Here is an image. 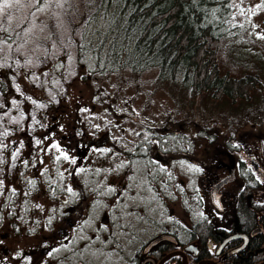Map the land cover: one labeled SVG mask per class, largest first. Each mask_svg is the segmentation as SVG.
Listing matches in <instances>:
<instances>
[{
    "label": "rangeland",
    "instance_id": "374dc122",
    "mask_svg": "<svg viewBox=\"0 0 264 264\" xmlns=\"http://www.w3.org/2000/svg\"><path fill=\"white\" fill-rule=\"evenodd\" d=\"M5 3L10 7H3ZM86 3L87 0H0V82L4 74L7 80L3 82L10 84L5 97L11 99L0 115V127L8 131L1 129L3 140L10 143L4 146L6 152L0 160V213L10 205L21 213L28 212L30 208L18 201L41 191H71L70 187L77 185L76 175H71L74 171L65 165L61 153L70 154L77 143L97 152L102 145L111 148L113 144L124 158L126 143L122 137H129L138 143L137 154L145 153L147 163L157 174L154 192L163 191V199L167 195L169 204V209H164L161 198L154 195L152 199L148 183L143 180L146 167L142 171L134 161L138 172L134 180L138 184H133L132 197H123L121 192L120 215L128 216L126 207L135 204L142 213H152L154 207L148 227L146 216H136L141 238L135 244L158 235L160 227L192 228L201 219V212L215 220L217 216L228 219L232 214L226 211L218 215L213 212L205 186L212 181L213 171L218 172L215 167L220 161L235 160V151L243 148L242 143L253 146L257 137L264 141V84L262 93L252 100L231 105L207 95L191 98L178 84L160 80L155 69L138 75L120 71L92 76L77 61L73 43L77 35L71 32ZM235 8L251 21L252 31L264 37V1L237 0ZM252 48L251 55L241 62H252L264 53L259 45ZM247 51L239 46L235 56L241 58ZM263 74L264 71V83ZM57 144L59 151L52 147ZM160 158L170 162L163 163ZM87 163L113 165L111 156L98 158L94 150L89 151ZM66 174L71 176L66 178ZM93 178L81 183L98 189L101 179ZM25 189L28 194L16 191ZM33 200L43 214L56 207L45 196ZM106 202L110 203L109 197ZM18 227L10 222L0 224V244L14 242L2 239L24 238ZM107 227L99 219L87 220L88 233L109 245L114 241L109 238L114 236L115 226ZM26 243L21 241L22 246ZM133 245L130 248L126 243L123 247V260L105 248H91L87 255L95 254L92 260H98V264H126V259L135 255ZM79 257L72 263L81 264L77 262Z\"/></svg>",
    "mask_w": 264,
    "mask_h": 264
},
{
    "label": "trees",
    "instance_id": "16d2710c",
    "mask_svg": "<svg viewBox=\"0 0 264 264\" xmlns=\"http://www.w3.org/2000/svg\"><path fill=\"white\" fill-rule=\"evenodd\" d=\"M236 1L87 0L81 18L71 26V32L77 35L73 39L77 61L92 76L120 71L138 75L155 69L160 80L178 84L191 98L207 95L233 105L247 102L263 91L264 53L252 62L241 60H247L250 50L254 51L252 45L264 50V37L252 31L251 21L236 10ZM239 46L248 50L241 58L235 56ZM3 80H7L4 74L0 82V115L11 100L5 97L10 84ZM1 129L8 133L7 128L0 127V160L6 152L4 146L10 145L3 140ZM140 162H146V158L140 157ZM204 221L201 217L192 228L178 230L180 239H188L175 241L178 245L170 241L156 243L155 264H182L178 247H183L185 264H264V250L255 252L247 246L242 253L219 257L208 249V241H192ZM147 242L127 244L130 248L134 244L135 250ZM186 247H191L190 253ZM93 255L88 256L86 264H98V260L93 262ZM133 257H128L126 264H139ZM120 258L123 260V255Z\"/></svg>",
    "mask_w": 264,
    "mask_h": 264
},
{
    "label": "flooded vegetation",
    "instance_id": "af4514ba",
    "mask_svg": "<svg viewBox=\"0 0 264 264\" xmlns=\"http://www.w3.org/2000/svg\"><path fill=\"white\" fill-rule=\"evenodd\" d=\"M121 133L124 134V132ZM122 140L126 143V150L122 151L124 158L119 156L113 144L111 148L102 145L97 152L94 148L85 147L83 143H77L78 145L70 154L66 153L68 159L63 158L66 161L65 165L74 171L71 175H76L77 185H72L71 191H63L64 194H50L51 190H49L41 191L30 197L23 196L25 198L18 202H24L25 206L30 208L28 212L21 213L10 205L11 207H7L5 212L0 213V224L10 222L13 226L18 225V232L24 236L22 239H2V241L14 242L12 245L0 244V264H76L72 263L76 256H80L81 260L77 262L86 264L89 260L87 251L90 252L91 248L94 251L98 248H105L109 253L115 251L116 258H120L127 242L138 241V238H141L136 230V216L138 214L146 216L148 227L153 221L154 207L152 213L146 211L142 213L135 204L132 206L135 214L132 207H126L129 209L128 216L121 217L120 215L123 204V198L119 203L121 192H124L123 197L127 194L132 197L134 196L133 184H138L134 180L138 175L134 161L142 168V171H144L143 167H146L147 173L143 176V180L148 183L152 199L156 195L163 201L161 208L169 209L168 196L166 195L164 200L163 191H157V194L154 192L157 174L153 173V167L147 161L140 162V157L145 158V153L137 154L138 143L130 141L129 137H122ZM107 141L110 143L109 139ZM57 145L61 149L59 144ZM88 145L91 144H86ZM241 147L243 148L235 151V160L231 157L232 159L222 160L216 165L218 172L213 171L212 181L205 186L210 207L214 210L212 211L217 215L226 211L232 216L225 220L217 216L218 221H216L207 213L201 212V217L205 221L196 230L195 240H192L208 241V249L214 250L215 256L242 253L247 246L255 252L264 250V154L262 153L264 141L257 137L253 146L242 143ZM90 150H94L98 158L105 155L111 156L113 165L99 166L87 163ZM72 160H75V163H71ZM152 160H154L153 156L151 162ZM160 160L163 163L170 162L168 158H160ZM71 175L66 174L65 177L69 178ZM93 177L101 179L97 186L98 189L94 185L81 183L87 178L94 179ZM214 187L217 188L216 193L219 195L221 209L211 202V191ZM16 191L28 194L26 189ZM87 194H89L88 198H86ZM39 195L56 203L55 209L51 211L50 207L47 213H41L40 207L33 204L35 203L33 199ZM106 197L110 198L109 204L106 202ZM74 213H76L74 216L69 217ZM88 219L101 220L105 226H108L107 229H111L110 225L115 226L114 236L111 235L109 238V240H114L113 244L107 245L108 241H103L101 237H92L87 231ZM180 226L178 225L179 229H172L174 233L170 231L171 229L160 227L161 231L158 235L147 237L148 242L137 252L135 249L133 258L137 259L139 264L148 262L152 264L148 259H153L155 264L154 254L158 245L155 243L149 246L150 243L160 236L172 237V239L160 241H170L174 245H178L175 241L188 240L181 234L182 239L176 235L178 230L182 231L185 227ZM21 241L27 243L22 246ZM215 241H219L218 245L214 243ZM194 245L198 250V243L195 242ZM176 250L181 254L183 247L182 249L178 247Z\"/></svg>",
    "mask_w": 264,
    "mask_h": 264
},
{
    "label": "water",
    "instance_id": "95a60500",
    "mask_svg": "<svg viewBox=\"0 0 264 264\" xmlns=\"http://www.w3.org/2000/svg\"><path fill=\"white\" fill-rule=\"evenodd\" d=\"M262 153L264 154V149L262 150ZM216 191H217V188H216V187H214V189L211 191V202H212V204H214L216 207H218V208L221 209V205H220V202H219V195H217ZM170 238L172 239V237H170V236H160V237H158L156 240L152 241V242L150 243L149 246H151V245H153V244L159 242L160 240H163V239H170ZM190 249H191V247H186V248H185V251H186V252L189 251V253H190V252H191ZM174 253H175V252H174ZM171 254H172V253H171ZM171 254L167 255L166 257L170 256ZM181 255H183V261H182V264H185V257H184L185 255H184L183 253H181ZM148 261H151L152 264H154V260H153V259H148ZM143 262H144V261H143ZM159 264H160V263H159Z\"/></svg>",
    "mask_w": 264,
    "mask_h": 264
},
{
    "label": "snow or ice",
    "instance_id": "6c2138e0",
    "mask_svg": "<svg viewBox=\"0 0 264 264\" xmlns=\"http://www.w3.org/2000/svg\"><path fill=\"white\" fill-rule=\"evenodd\" d=\"M3 7H10V5L7 4V3H5V4L3 5ZM0 11H2V8H0ZM52 147L55 148L57 151H59V147H58L57 145H52ZM61 156H63V158H64L65 160L68 159V156L65 155L64 153H61ZM57 159H59V157H57ZM71 163H75V160H72Z\"/></svg>",
    "mask_w": 264,
    "mask_h": 264
}]
</instances>
